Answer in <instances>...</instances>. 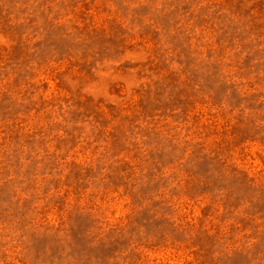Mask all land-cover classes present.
Returning a JSON list of instances; mask_svg holds the SVG:
<instances>
[{"label": "rangeland", "instance_id": "374dc122", "mask_svg": "<svg viewBox=\"0 0 264 264\" xmlns=\"http://www.w3.org/2000/svg\"><path fill=\"white\" fill-rule=\"evenodd\" d=\"M0 264H264V0H0Z\"/></svg>", "mask_w": 264, "mask_h": 264}]
</instances>
